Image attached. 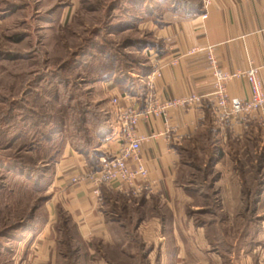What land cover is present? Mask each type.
<instances>
[{"label": "rangeland", "instance_id": "rangeland-1", "mask_svg": "<svg viewBox=\"0 0 264 264\" xmlns=\"http://www.w3.org/2000/svg\"><path fill=\"white\" fill-rule=\"evenodd\" d=\"M193 5L202 14L201 0H0V264H172L176 247L178 264H264L263 136L228 142L222 158L219 137L199 132L184 144L166 221L155 228L148 208L135 232L129 210L119 245L83 240L69 221L44 230L52 167L85 135L86 105L111 104L117 75L138 86L162 49L158 29Z\"/></svg>", "mask_w": 264, "mask_h": 264}, {"label": "crops", "instance_id": "crops-1", "mask_svg": "<svg viewBox=\"0 0 264 264\" xmlns=\"http://www.w3.org/2000/svg\"><path fill=\"white\" fill-rule=\"evenodd\" d=\"M195 9L191 11L188 8L181 15L169 17L158 29L163 54L155 53L150 57V73L159 70V75L152 79L150 86L147 85L148 79L143 78L138 86L131 87L133 93H121L119 87L110 81L111 104L86 105L81 120V130L85 135H79L75 143L71 141L74 145L68 144L63 148L51 170L50 186L55 191L49 199L50 213L44 223L47 238L54 232L51 228L53 223L58 221L56 231L60 232L68 230L69 221L77 236L83 240L95 237L102 243L119 245L120 236L130 233L123 217L128 218L129 210L137 212L140 217H136L138 222L134 228L140 233L148 208L156 214L154 227H160L158 221H166V206L174 203L171 193L182 187L175 175L180 169L186 142L205 128L212 127L214 135L223 143L220 155L223 158L232 155L226 148L228 142L245 145L249 140L264 137V115L252 113L245 117H218L213 107V75L207 59V48L211 47L218 65L225 72L233 73L251 65L257 66L264 88V0H212L206 17H202L198 8ZM187 10L192 13L187 15ZM226 90L229 98L242 102L249 98V86L243 78L230 80ZM149 93L160 100L180 99L190 94L201 99L193 106L170 109L168 127L159 117L137 123L135 130L138 135H148L152 131L158 134L141 144L140 155L148 176L140 192L126 194L114 185L96 186L87 179L92 170L90 160L98 159L101 163L102 159L116 154L123 141L117 108L143 107ZM254 149L255 153L259 151ZM130 165L133 163L130 162ZM96 188L99 193L94 192ZM144 227L147 228L146 223ZM121 243L124 244V241ZM167 249L164 242H159L157 262ZM177 249L174 250L172 264H178L180 260ZM146 256L143 255L144 259ZM147 260L149 262V255ZM131 264L135 263L132 261Z\"/></svg>", "mask_w": 264, "mask_h": 264}, {"label": "built area", "instance_id": "built-area-1", "mask_svg": "<svg viewBox=\"0 0 264 264\" xmlns=\"http://www.w3.org/2000/svg\"><path fill=\"white\" fill-rule=\"evenodd\" d=\"M211 1L201 0L202 17H206V10ZM207 59L213 75V107L220 119L230 116L245 117L252 113L264 115V88L258 76L257 66L251 65L245 70L233 73L225 72L218 65L211 47L207 48ZM157 75H159V70L155 69L146 76L148 86ZM234 78L245 79L249 86V98L244 102L237 98H229L227 94V83ZM200 99V96L190 94L180 99L160 100L155 94L149 93L144 99L143 107L117 108L123 141L116 154L102 159L99 168L91 170L87 179L96 186L114 185L126 194H129L130 191L132 194L140 192L141 186L146 183L148 176L147 168L140 155L141 144L144 140L154 138L158 134L152 131L148 135H138L135 130L137 123L140 120L147 122L152 118L159 117L164 120V124L167 126L170 109L193 106L198 104ZM113 102L116 103V100ZM130 162L133 165H130ZM94 192L99 193L98 188Z\"/></svg>", "mask_w": 264, "mask_h": 264}, {"label": "trees", "instance_id": "trees-1", "mask_svg": "<svg viewBox=\"0 0 264 264\" xmlns=\"http://www.w3.org/2000/svg\"><path fill=\"white\" fill-rule=\"evenodd\" d=\"M190 7L191 11L195 9L194 5L193 6H188ZM191 11H189L190 13H192ZM154 46V45H153ZM154 48H156V52L158 54H163V50L161 49V46H159V43H155ZM150 70V67L146 68L144 71V74ZM117 74V73H116ZM114 84L117 85L121 91V93H133V89L131 82L129 81V79L124 78L122 79V76H116L115 80H114ZM205 133L207 134V137L210 139L212 134H213V130L212 127H207L205 128ZM101 163L98 162V159H92L90 160L89 165L91 166L92 170H95L97 168H99ZM34 172L33 170H31V173Z\"/></svg>", "mask_w": 264, "mask_h": 264}]
</instances>
